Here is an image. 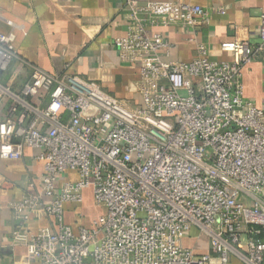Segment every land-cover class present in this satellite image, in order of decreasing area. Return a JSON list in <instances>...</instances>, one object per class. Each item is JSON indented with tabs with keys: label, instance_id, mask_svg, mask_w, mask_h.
Masks as SVG:
<instances>
[{
	"label": "built area",
	"instance_id": "built-area-1",
	"mask_svg": "<svg viewBox=\"0 0 264 264\" xmlns=\"http://www.w3.org/2000/svg\"><path fill=\"white\" fill-rule=\"evenodd\" d=\"M123 9L127 30L112 43L138 70L137 100L38 65L14 88L16 33L10 20L0 29V156L31 146L43 162L39 187L10 202V243L39 264H264V107L242 86L243 66L264 50V11L258 41L220 43L231 58L212 59L197 41L195 57L175 60L152 27L197 29L208 9L185 0H123ZM87 189L99 212L74 227L66 211ZM32 214L50 223L32 231ZM192 229L208 252L183 244Z\"/></svg>",
	"mask_w": 264,
	"mask_h": 264
},
{
	"label": "crops",
	"instance_id": "crops-1",
	"mask_svg": "<svg viewBox=\"0 0 264 264\" xmlns=\"http://www.w3.org/2000/svg\"><path fill=\"white\" fill-rule=\"evenodd\" d=\"M174 1V0H170ZM208 9V19L197 29L175 24L154 26L169 41L168 55L163 58L190 60L196 55L197 41L204 42L212 59H229V52L220 49V43L234 38L258 41L257 31L264 0H185ZM223 7V12L214 10ZM13 23L16 33L17 56L8 76L12 85L19 88L20 74L30 72L31 65L50 72L76 73L84 78L99 81L119 98L137 100L135 88L138 70L120 61L112 43L115 36L125 34L127 17L123 0H0V29L7 30ZM30 75V73H29ZM21 82V81H20ZM243 95L257 106L264 107V50L242 69ZM39 148L26 146L19 158L0 156V264H39L26 256V246L11 244V230L16 221L10 202L19 199L28 190L39 187L43 162L36 158ZM34 182L30 187L28 181ZM76 209L68 207L66 220L74 227L89 224L86 201ZM78 211L81 216H74ZM47 217L32 214L27 226L34 231L48 225ZM183 244L197 253L209 251L207 236L192 229L183 238ZM211 264H221L214 258ZM225 264H243L231 256Z\"/></svg>",
	"mask_w": 264,
	"mask_h": 264
},
{
	"label": "rangeland",
	"instance_id": "rangeland-1",
	"mask_svg": "<svg viewBox=\"0 0 264 264\" xmlns=\"http://www.w3.org/2000/svg\"><path fill=\"white\" fill-rule=\"evenodd\" d=\"M30 73V72H29ZM29 73L27 74H20L18 76V83H23L24 80H26L29 76ZM21 81V82H20ZM85 201H86V217H92L94 216L97 212H99V208H97L92 201V197L90 195L89 190L87 189L85 191Z\"/></svg>",
	"mask_w": 264,
	"mask_h": 264
}]
</instances>
